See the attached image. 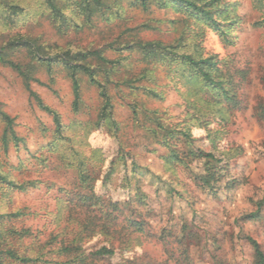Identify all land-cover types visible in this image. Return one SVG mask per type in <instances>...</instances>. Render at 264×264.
I'll return each instance as SVG.
<instances>
[{"label": "rangeland", "instance_id": "obj_1", "mask_svg": "<svg viewBox=\"0 0 264 264\" xmlns=\"http://www.w3.org/2000/svg\"><path fill=\"white\" fill-rule=\"evenodd\" d=\"M41 1L24 0V13L14 18L15 23L0 22V46L19 35L41 46L47 57L99 51L109 60L121 61L115 79H130L145 63L139 53L120 51L124 44L139 39L169 45L182 38L186 49L196 43L203 55L217 56L219 76L226 80L232 100L216 102L197 93L195 86L180 79V70L160 67L153 72V68L156 82L140 81L134 87L154 88L162 100L127 86L111 87L117 130H92L102 105L98 90L80 76L81 103L75 110L64 68L54 66L50 73L42 68L33 75L38 82H30L29 89L58 115L61 134H57L53 116L38 107L19 74L0 63V113L9 117L19 140L8 138L7 147L3 146L6 123L0 115V174L19 185L34 183L12 192L0 185V214L21 211L23 216L9 225L30 231L21 240L19 253L35 258L41 250L47 264L63 263L67 257L56 249L73 238L77 222L87 215L111 233L118 232L112 234L122 243H112L127 250L94 264L131 259L136 264H253L249 241L264 253V206L254 220L240 217L255 212L264 196V0H223L239 19L233 46L223 45L213 32L171 10L156 8L142 11L125 6L109 22L95 19L92 25L59 32ZM200 30L202 38L196 35ZM7 57L21 65L29 61L24 51L7 52ZM128 103L155 111L164 125L189 129L194 145L221 161L224 172L214 194L202 193L182 165L167 160L173 149L189 161L190 145L180 137L167 138L169 149L157 143L150 132L151 120L142 112L134 116ZM116 139L124 147L122 153ZM77 159L94 180V195L105 202L128 203L146 223L145 233L132 232L119 211L104 206L87 210L79 204L77 195L84 191ZM105 241L96 234L85 240L84 247L97 250Z\"/></svg>", "mask_w": 264, "mask_h": 264}, {"label": "trees", "instance_id": "obj_2", "mask_svg": "<svg viewBox=\"0 0 264 264\" xmlns=\"http://www.w3.org/2000/svg\"><path fill=\"white\" fill-rule=\"evenodd\" d=\"M129 10L147 11L156 8L161 11L171 10L180 15L185 20L193 21L196 25L205 27L209 31L218 36L221 43L225 46H233L236 37L233 34L238 24V17L235 15L233 6L223 0H42L41 7L51 19L59 32H64L69 28L80 29L81 25H92L95 19L109 22L111 16H120L124 11V7ZM24 0H0V22L4 26L15 23L14 18L24 13ZM76 20H81L78 24ZM197 37H203V31L196 32ZM182 38L177 39L172 44H164L160 41L143 42L134 40L126 43L120 48V51H129L139 53L145 66L140 69L137 75L131 76L130 79H115L117 75V67L121 64L119 59L109 60L105 58L99 51L63 52L62 54L47 57L41 46L34 41L19 35L13 36L10 40L0 46V63L9 66L15 70L25 82V86L33 97L38 107L53 116L56 126V133L61 134V123L58 115L50 108L45 106L42 101L29 89L30 82H38L34 79L37 71L45 68L48 73L54 66L64 68L67 77L71 83L73 95V108L76 110L81 103L80 82L79 77L83 76L87 82L98 90L102 105L97 114V119L92 123V130H98L101 127H107L109 130L116 131L117 125L112 116V96L109 89H117L119 86H127L133 91H142L146 96L155 100H162L160 92L149 87H134V84L140 81L155 83L157 74L152 75V69L158 71L157 68L173 70L174 72H182L179 77L190 85L195 86L197 93L208 95L213 100L223 98L231 101L227 82L219 76L221 61L217 60V56L203 55V50L196 44L186 49ZM25 52V57L29 59L25 65L17 64L7 57V52ZM223 64V63H222ZM51 80L53 79L50 77ZM142 88V89H141ZM218 102V101H216ZM127 107L134 116L138 113H144L153 124L150 132L157 139V143L171 148L167 138L174 139L180 137L183 142L190 145L186 158L181 159L178 153L173 149L169 152L167 158L170 163H178L182 165L184 172L190 182L198 188L202 193L212 195L218 189V183L221 181L224 168L220 166L221 161L216 159L211 153H207L194 145L195 140L191 138L189 129H177L172 126L164 125L162 120L157 116L155 111H147L138 108V105L128 103ZM6 123V130L2 136L1 142L7 147L8 138L19 142L11 129V121L9 117L0 113ZM119 151L123 152V145L118 139ZM78 160V159H77ZM79 181L84 193L77 195L79 204L87 210L102 208L103 206L112 211H119L128 228L134 233H145L146 223L136 213L131 212L129 204L112 203L111 201H102L97 198L93 192L91 178L83 170V162L78 160ZM192 164V165H191ZM34 183H23L21 185L9 180L6 176L0 174V185L9 192L23 191L28 187L34 186ZM264 206V196L258 205V209L253 213H245L241 215L242 220H254L259 217L260 207ZM126 210L124 213L121 210ZM23 216L21 211L13 213L0 214V264H31L35 262H48L42 259L41 250L36 253L35 258L26 255L24 252L19 253L21 240L30 236L28 229L17 230L10 226V222ZM78 229L74 233L73 238L66 243H62L56 249V253L67 257V260L61 264H94L96 261L112 258L118 251L121 255H125L127 250L114 246L115 240L118 244L122 242L118 240L116 232L111 233L109 227L105 224H95L92 217L84 216V220L77 222ZM94 228H97L96 231ZM99 234L106 238V244L97 250L88 251L84 247L87 239ZM118 235V234H117ZM252 248L253 264H264V253L260 250L258 244L250 240ZM118 264H136L134 259L122 261ZM141 264H152L142 262Z\"/></svg>", "mask_w": 264, "mask_h": 264}]
</instances>
